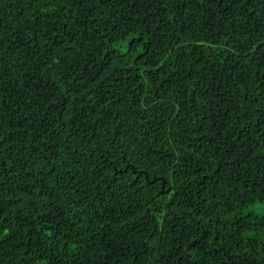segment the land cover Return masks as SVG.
Listing matches in <instances>:
<instances>
[{
	"label": "trees",
	"instance_id": "16d2710c",
	"mask_svg": "<svg viewBox=\"0 0 264 264\" xmlns=\"http://www.w3.org/2000/svg\"><path fill=\"white\" fill-rule=\"evenodd\" d=\"M0 264H264V0H0Z\"/></svg>",
	"mask_w": 264,
	"mask_h": 264
}]
</instances>
